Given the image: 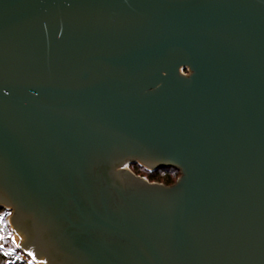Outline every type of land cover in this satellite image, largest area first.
<instances>
[{
    "label": "water",
    "instance_id": "obj_1",
    "mask_svg": "<svg viewBox=\"0 0 264 264\" xmlns=\"http://www.w3.org/2000/svg\"><path fill=\"white\" fill-rule=\"evenodd\" d=\"M0 206L40 263L264 264V0H0Z\"/></svg>",
    "mask_w": 264,
    "mask_h": 264
},
{
    "label": "built area",
    "instance_id": "obj_2",
    "mask_svg": "<svg viewBox=\"0 0 264 264\" xmlns=\"http://www.w3.org/2000/svg\"><path fill=\"white\" fill-rule=\"evenodd\" d=\"M12 214L10 207L0 206V253L7 256L8 262L45 264L35 260L30 253L18 244L15 229L10 220Z\"/></svg>",
    "mask_w": 264,
    "mask_h": 264
},
{
    "label": "trees",
    "instance_id": "obj_3",
    "mask_svg": "<svg viewBox=\"0 0 264 264\" xmlns=\"http://www.w3.org/2000/svg\"><path fill=\"white\" fill-rule=\"evenodd\" d=\"M131 166L138 173H141V171L145 172L149 180L163 182L166 185L174 184L181 175V171L176 167H163L157 170H145V168L138 163L131 164ZM7 259V256L0 253V264H21L17 262H8Z\"/></svg>",
    "mask_w": 264,
    "mask_h": 264
},
{
    "label": "rangeland",
    "instance_id": "obj_4",
    "mask_svg": "<svg viewBox=\"0 0 264 264\" xmlns=\"http://www.w3.org/2000/svg\"><path fill=\"white\" fill-rule=\"evenodd\" d=\"M141 166H142V165H141ZM143 168H145V170H149V169H147V168L144 167V166H143ZM130 169H131V171L134 172L135 174L140 175V176H144V177H146V178L148 179L147 174H146L145 172L141 171V173H138V172H136V171L133 169L132 166H130ZM150 181H151V180H150ZM155 182H158V181H155ZM161 183H163V182H161ZM42 263H43V262H42Z\"/></svg>",
    "mask_w": 264,
    "mask_h": 264
},
{
    "label": "flooded vegetation",
    "instance_id": "obj_5",
    "mask_svg": "<svg viewBox=\"0 0 264 264\" xmlns=\"http://www.w3.org/2000/svg\"><path fill=\"white\" fill-rule=\"evenodd\" d=\"M12 212H13V210H12Z\"/></svg>",
    "mask_w": 264,
    "mask_h": 264
}]
</instances>
